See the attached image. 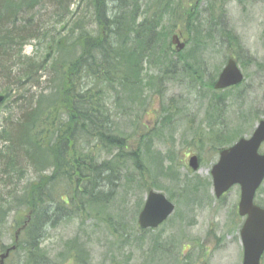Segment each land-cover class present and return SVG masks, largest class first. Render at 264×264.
<instances>
[{
	"label": "trees",
	"instance_id": "obj_1",
	"mask_svg": "<svg viewBox=\"0 0 264 264\" xmlns=\"http://www.w3.org/2000/svg\"><path fill=\"white\" fill-rule=\"evenodd\" d=\"M46 1L0 0V240L13 212L16 229L26 225L5 263L18 252L16 264H63L67 259L88 264L80 250H66L62 259L53 260L42 243L50 228L75 212L106 224L117 246L128 241L130 225L118 221V214L113 217L107 202L123 179L141 189L149 175L152 184L145 189H161L153 180L161 169L152 170L142 152V145L161 129L143 132L141 119L152 105V95L162 96L166 84L177 80L176 73L190 89H203L207 99L203 121L209 133L203 139L205 131H196L199 151L209 143L216 153L245 133V116L254 115L240 112L238 124L228 126L232 105L227 99L239 95L231 92L234 87L214 90L219 67L206 69L200 56L219 39L241 64L242 47L229 27L226 5L248 0ZM44 3L47 6L40 8ZM45 10L48 19L41 13ZM178 23L186 24L192 35L185 54L170 50L169 37ZM34 40L48 46V58L24 54V46ZM238 105L239 112L243 104ZM160 107L162 124L182 112L173 102ZM117 118H129L134 130L120 131ZM137 136L134 148L130 140ZM174 168L170 162L168 169ZM30 171L37 176L26 183ZM210 185L209 178L194 177L190 191ZM180 187L185 194L187 187ZM166 195L174 198L171 192ZM261 200L256 203L264 207ZM141 206L138 202L137 210ZM114 221L123 229L114 227ZM158 241L153 240L156 248ZM6 248L0 241V252Z\"/></svg>",
	"mask_w": 264,
	"mask_h": 264
},
{
	"label": "rangeland",
	"instance_id": "obj_2",
	"mask_svg": "<svg viewBox=\"0 0 264 264\" xmlns=\"http://www.w3.org/2000/svg\"><path fill=\"white\" fill-rule=\"evenodd\" d=\"M202 2L204 1L200 3ZM76 4L77 2L70 9H75ZM85 4L86 1H83L82 9ZM45 5L47 6V3L40 8L43 9ZM226 10L229 27L239 38L242 47L240 61L243 65L238 64L244 75V81L234 87L236 89L231 90L239 96H229L227 99V103L232 107L226 119L230 122L228 126L231 127L238 124L235 118L240 112L244 111L246 115L253 114L251 119L245 116V126H243L245 133L242 136L249 137L258 121L264 120V0H248L244 3L230 1L226 5ZM47 12L49 10L41 13ZM45 15L48 19L49 13ZM62 34L66 35V31ZM173 34L178 35L184 46L182 49H177L176 44L172 42L170 50L173 53L182 52L183 54L189 51L192 35L186 24L184 26L178 23L171 35ZM170 37L169 43L172 39ZM219 41L216 39L214 44L208 45L200 58L205 61L206 69L219 67L220 72L228 56L233 57L234 54L232 49L220 45ZM23 52L27 55L36 53L39 56H45L50 53V49L46 44H39L34 40L24 46ZM47 63L51 64V60L48 59ZM175 77L177 80H171L166 84V90L162 96L153 91L152 105L143 113L141 122L144 127L140 128L148 133L151 129L160 126V133L153 134L151 142L146 141L142 145V152L145 154L144 158L148 160L146 164H149L152 170L161 169L160 174L153 180L165 194L173 193L174 212L163 224L143 233L137 224L140 209L137 210L136 205L138 202L142 204L146 193L145 188L152 182L149 181V175L145 176L148 181L143 180L140 189L123 179L116 196L112 195L107 205L113 217L118 214V221H122L125 226L130 225L128 241H122L117 246L113 240L114 234L112 231L109 232L106 224H101L102 222L97 218L83 217L82 213L75 212L74 217L63 219L49 229L42 246L51 259L59 261L66 255V250H80L82 254H85L88 264H241L242 245L239 230L242 218L237 212L238 185L232 186L220 198L214 196L211 185L199 189L197 193L190 191V184L194 177H199L203 181L210 179V169L217 160V153L211 150L209 143L204 145L201 151L198 148L199 138L196 131L198 129L205 131L201 135L203 139L204 134L209 133L208 127L204 128L203 121L207 101L202 94L204 90L190 89L188 81L179 82L180 72L176 73ZM171 102L180 107L182 112L173 116L169 122L162 124L159 122L162 116L161 103L167 105ZM240 103L243 106L238 112ZM128 112L130 115L132 110ZM115 122L122 132L131 133L134 130L130 126L129 118H117ZM139 138L137 136L130 140L134 148L137 147ZM149 144H152L150 151L146 148ZM260 151L264 153V143ZM191 155H197L198 158L200 155L197 171L192 170L188 165ZM170 162L176 165L175 171L168 169ZM36 176L30 171L25 182L35 180ZM186 179L190 180L189 184L184 183ZM181 184L187 187V192L183 195L180 190ZM259 199L264 200V180L255 194V201ZM14 220V214L10 212L5 224L4 237L0 240L6 246L13 243L16 230ZM113 224L114 227L123 229L118 222L114 221ZM74 238H77V241H67ZM154 238H158V242L162 245L158 250L153 245ZM17 261H19L18 252L5 264H16ZM63 264H74V262L67 259ZM260 264H264V255Z\"/></svg>",
	"mask_w": 264,
	"mask_h": 264
},
{
	"label": "water",
	"instance_id": "obj_3",
	"mask_svg": "<svg viewBox=\"0 0 264 264\" xmlns=\"http://www.w3.org/2000/svg\"><path fill=\"white\" fill-rule=\"evenodd\" d=\"M172 42L176 44L177 49L184 46L175 34L172 36ZM242 80L243 73L237 62L228 58L213 86L214 89H224L237 85ZM2 100L3 95H0V102ZM263 142L264 120H260L249 138L241 137L232 146L219 151L218 160L210 171L216 197L221 196L233 185L240 188L238 213L245 218L239 231L243 246L241 264H260L264 251V208L253 202L255 191L264 179V153L259 152ZM188 164L193 170L198 169L197 156H190ZM173 209L174 204L163 193L149 190L137 217L139 227H156ZM14 247L15 245H12L0 254V264H3L4 258Z\"/></svg>",
	"mask_w": 264,
	"mask_h": 264
},
{
	"label": "bare ground",
	"instance_id": "obj_4",
	"mask_svg": "<svg viewBox=\"0 0 264 264\" xmlns=\"http://www.w3.org/2000/svg\"><path fill=\"white\" fill-rule=\"evenodd\" d=\"M85 13H86V15H88V16H91V15H92L91 13H89V12H87V11H85Z\"/></svg>",
	"mask_w": 264,
	"mask_h": 264
},
{
	"label": "flooded vegetation",
	"instance_id": "obj_5",
	"mask_svg": "<svg viewBox=\"0 0 264 264\" xmlns=\"http://www.w3.org/2000/svg\"><path fill=\"white\" fill-rule=\"evenodd\" d=\"M184 244H185V243H183V245H184ZM186 245H188V243H187ZM161 246H162V245L160 244V245H159V249L161 248ZM161 251H163V250H161Z\"/></svg>",
	"mask_w": 264,
	"mask_h": 264
}]
</instances>
